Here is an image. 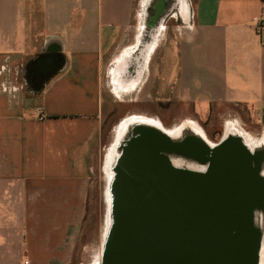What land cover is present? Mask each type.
I'll use <instances>...</instances> for the list:
<instances>
[{"label":"crops","instance_id":"0c3cea01","mask_svg":"<svg viewBox=\"0 0 264 264\" xmlns=\"http://www.w3.org/2000/svg\"><path fill=\"white\" fill-rule=\"evenodd\" d=\"M261 20L264 0H0V264L70 259L117 103L207 134L221 110L264 143Z\"/></svg>","mask_w":264,"mask_h":264},{"label":"water","instance_id":"95a60500","mask_svg":"<svg viewBox=\"0 0 264 264\" xmlns=\"http://www.w3.org/2000/svg\"><path fill=\"white\" fill-rule=\"evenodd\" d=\"M177 136L144 122L121 134L103 264H256L263 153L235 134Z\"/></svg>","mask_w":264,"mask_h":264},{"label":"rangeland","instance_id":"374dc122","mask_svg":"<svg viewBox=\"0 0 264 264\" xmlns=\"http://www.w3.org/2000/svg\"><path fill=\"white\" fill-rule=\"evenodd\" d=\"M120 64L121 61L118 60V56H117V58L114 59V62L111 65V68H113L111 85L117 87L119 84L118 73L120 69ZM109 81L110 78H108V83L110 85ZM124 114H121L118 103L115 104V106H113V109L108 108L105 111L104 114L105 115V148H104L105 158L111 150L110 147L113 149V146L117 145V140H119L121 137L120 132L118 134L116 132L118 130L117 128L122 123L121 121L124 119L126 115ZM162 114H165V116H163ZM168 114L169 112L166 110V105H161L162 116H160L159 119L153 118L161 123L164 122V124L163 123L162 124L164 126V129L167 131V133L170 134L173 132L178 134L179 136L183 130L181 128L186 127L189 130L196 129V131H198L197 134L201 135V137L204 138L207 141V143L210 144L211 146L219 143L220 139L221 138L223 139L228 132L233 130H241L236 126L229 124L228 125L229 130L223 132L224 120L228 116H226V114L224 115L221 110L218 111V116L214 114L215 117L213 119H215L216 122L212 123V125L210 124V132H208V134L206 133V135L205 132L203 131L204 122L201 121L202 118L204 119L206 116L205 117L201 116L202 118H200L198 115L193 114L192 116L189 117H183V116L175 117ZM148 117L151 118L152 116H148ZM247 138L250 140L249 136H247ZM106 172L107 171L105 169V173L104 172L95 173L91 177L86 210L82 214L77 236L72 239L73 242L71 246V255H70L71 257L69 260L64 261L63 264H103V254L105 250V241L107 235L106 232L107 216H108L107 188L109 187L108 186L109 177L107 176ZM262 175L264 176V170L262 172ZM257 215H258V219L260 220V224L262 225L261 234L264 235V214L262 212H258Z\"/></svg>","mask_w":264,"mask_h":264},{"label":"bare ground","instance_id":"6f19581e","mask_svg":"<svg viewBox=\"0 0 264 264\" xmlns=\"http://www.w3.org/2000/svg\"><path fill=\"white\" fill-rule=\"evenodd\" d=\"M137 122H144V123H147V124H154V125H159L160 127L164 128L163 124L160 123V122H157V121H154V120H151L149 119L148 117H145V116H134V117H130L129 119H127L124 124L122 125L123 129H121V134H125L127 131H128V128H130L133 124L137 123ZM171 129V128H170ZM183 129L181 134H180V137L183 138V137H188V136H195V135H198L197 138L200 139V140H204V138L201 137V135L197 134L198 131H196V129H192V130H189L187 129L186 127L185 128H181ZM245 131V130H244ZM248 131V130H247ZM120 132V131H119ZM125 132V133H124ZM172 136H177L178 134L176 133H170ZM204 134V133H203ZM227 134H235V135H238V136H241L243 141L246 143V145L248 146V148L251 150V151H256V150H259L263 153L264 155V143L263 141L262 142H252L254 141L247 133H244L243 131L241 130H233V131H230L228 132ZM226 134V135H227ZM206 135V133H205ZM247 136L250 137V140L247 138ZM179 137V136H177ZM206 137V136H205ZM196 140V139H195ZM119 140H117V143H118ZM205 141V140H204ZM119 156V152H118V145H115L113 146V149L111 148L110 152L108 153V158H107V161H106V165H105V169H106V173H107V176L109 177L108 178V183L110 185L112 179H113V176H114V171H113V166L115 165V162L117 160ZM170 158H171V162L176 165V166H179V167H184V165L182 164V162L179 160L178 157L175 156V154H169ZM263 170H264V167H263ZM108 185V186H109ZM112 200H113V197L111 196V193L109 191V187L107 188V201H108V216H107V227H106V232H108L109 228L112 226V221H113V216H111V206H112ZM257 216V215H256ZM254 220V219H253ZM254 222L255 220L253 221V225H254ZM256 225L253 227L255 228ZM256 229V228H255ZM260 253H259V257H258V260L256 264H263V253H264V235H261V242H260ZM98 253V252H97ZM101 257V256H100ZM99 259V258H98ZM100 260V259H99Z\"/></svg>","mask_w":264,"mask_h":264},{"label":"built area","instance_id":"2783aa9c","mask_svg":"<svg viewBox=\"0 0 264 264\" xmlns=\"http://www.w3.org/2000/svg\"><path fill=\"white\" fill-rule=\"evenodd\" d=\"M257 32L261 35L264 40V21L261 20L257 23ZM24 264H30L29 260H26Z\"/></svg>","mask_w":264,"mask_h":264},{"label":"flooded vegetation","instance_id":"af4514ba","mask_svg":"<svg viewBox=\"0 0 264 264\" xmlns=\"http://www.w3.org/2000/svg\"><path fill=\"white\" fill-rule=\"evenodd\" d=\"M149 119H151V118H149ZM151 120H153V119H151ZM154 121H156V120H154ZM157 122H159V121H157ZM161 123V122H160ZM163 124H164V122H162ZM206 125V123L204 122V126ZM222 140V138L220 139V141ZM263 257H264V253H263ZM263 264H264V258H263V262H262Z\"/></svg>","mask_w":264,"mask_h":264}]
</instances>
